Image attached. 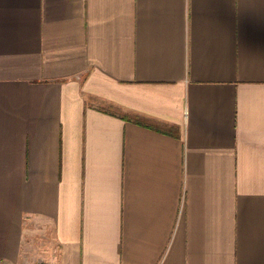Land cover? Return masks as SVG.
<instances>
[{"label": "crops", "instance_id": "0c3cea01", "mask_svg": "<svg viewBox=\"0 0 264 264\" xmlns=\"http://www.w3.org/2000/svg\"><path fill=\"white\" fill-rule=\"evenodd\" d=\"M0 264H264V0H0Z\"/></svg>", "mask_w": 264, "mask_h": 264}, {"label": "trees", "instance_id": "16d2710c", "mask_svg": "<svg viewBox=\"0 0 264 264\" xmlns=\"http://www.w3.org/2000/svg\"><path fill=\"white\" fill-rule=\"evenodd\" d=\"M109 105H110V104H109ZM110 106L113 107V105H110ZM114 107H115V106H114ZM119 115H120L121 117H126V115H128V114H127L126 112H125V113L120 112ZM136 117H137V116H135V118H133V119L136 120V121H139Z\"/></svg>", "mask_w": 264, "mask_h": 264}]
</instances>
